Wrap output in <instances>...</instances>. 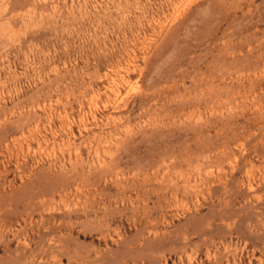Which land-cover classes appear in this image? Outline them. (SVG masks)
<instances>
[{
    "label": "rangeland",
    "instance_id": "374dc122",
    "mask_svg": "<svg viewBox=\"0 0 264 264\" xmlns=\"http://www.w3.org/2000/svg\"><path fill=\"white\" fill-rule=\"evenodd\" d=\"M5 263L264 264V0H0Z\"/></svg>",
    "mask_w": 264,
    "mask_h": 264
},
{
    "label": "bare ground",
    "instance_id": "6f19581e",
    "mask_svg": "<svg viewBox=\"0 0 264 264\" xmlns=\"http://www.w3.org/2000/svg\"><path fill=\"white\" fill-rule=\"evenodd\" d=\"M186 6V5H185ZM12 146V145H11ZM255 152H257V151H255ZM41 170V169H40ZM57 179V178H56ZM59 181V180H58ZM53 188H54V186H52ZM62 190V189H61ZM50 191V190H49ZM32 196V195H31ZM30 201V200H29ZM35 207V206H34ZM193 215V214H192ZM191 217V216H190ZM176 228V227H175ZM18 234V233H17ZM186 239V238H185ZM31 243V242H30ZM147 243V242H146ZM50 244V243H49ZM52 244V243H51ZM55 244V243H54ZM61 244H62V242H61ZM41 245V244H40ZM42 245H43V243H42ZM131 245V244H130ZM21 250V249H20ZM140 251V250H139ZM61 252V251H60ZM18 253L20 254V252L18 251ZM24 254V253H23ZM27 254V253H26ZM30 254V253H29ZM32 254V253H31ZM33 255V254H32ZM18 256V255H17ZM14 257V256H13ZM16 257V256H15ZM21 257V256H20ZM10 259H11V257H10ZM15 259V258H14ZM19 258H17V260H18ZM21 259V258H20ZM24 259V258H23ZM23 259H22V261L21 260H19V261H21V262H23ZM16 260V259H15ZM17 260H16V262H17ZM18 261V262H19ZM25 261H26V259H25ZM12 263H14V262H12ZM26 263V262H25ZM6 264V263H5ZM8 264V263H7Z\"/></svg>",
    "mask_w": 264,
    "mask_h": 264
}]
</instances>
